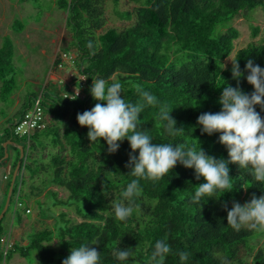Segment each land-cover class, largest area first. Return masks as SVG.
Returning a JSON list of instances; mask_svg holds the SVG:
<instances>
[{
    "label": "trees",
    "instance_id": "16d2710c",
    "mask_svg": "<svg viewBox=\"0 0 264 264\" xmlns=\"http://www.w3.org/2000/svg\"><path fill=\"white\" fill-rule=\"evenodd\" d=\"M130 1L139 5L135 12L116 10L115 14L120 20L136 18L135 24L118 29L105 28L104 0H56V7L66 15V24L71 30L69 49L77 52V68L86 78L85 97L65 98L53 90L54 84L30 94L23 110L13 115V122H7L11 134L7 129V135L0 140V160L5 154L2 144L9 135L23 140L25 156L10 206L15 199L28 204L31 199H40L45 194L52 199L54 207L73 210L82 221L75 222L69 213L62 212L55 217L54 229L35 232L30 235L28 245L14 244L5 256L1 249V239L6 235L4 217L0 222V262L11 259L14 254L28 259L36 252L41 264H63L72 247L88 244L101 253L100 264H149L155 243L165 236L173 250L165 264H247L241 249L254 250L250 244L258 238L251 241L257 230L244 227L236 231L228 226L224 205L230 210V203L235 199L248 202L253 195H264V184L255 182L237 164H229L232 191H218L212 198L202 197L199 203H193L192 197L195 188L206 181L203 177L197 180L194 169L178 163L171 175L158 180L141 179L143 191L135 199L138 211L126 222L118 221L112 202L121 200L122 191L135 179L126 167L132 154L130 143L123 141L118 152L110 154L106 141L97 140L92 144L88 139L89 129L79 125L77 114L91 110L97 103L90 94L92 79L115 75L123 85V98L144 105L141 126L148 130L154 143H196L199 146L195 140L198 138L208 155L227 161L228 151L220 143V134H203L197 120L202 113L221 111L218 88L226 81L237 86L232 78V62L223 72L220 66L231 58L235 41L240 37L239 31L229 24L256 10L264 13V0ZM118 2L115 0L116 5ZM12 29L22 32L25 26L15 21ZM219 29L222 34L214 37ZM251 30L252 37L257 38L260 29L252 26ZM89 40L98 42V47L89 49ZM14 49L9 38L0 49L3 101L12 97L18 88ZM248 59L264 68V44L249 45L232 58V61L239 60L244 73L240 87L250 94L254 88L246 79ZM137 85L168 104L177 127L185 129L183 135L167 133L166 122L159 120V106L147 105ZM38 98H41L45 115V128L34 131L29 137L16 136L15 125ZM256 110L264 118V110L259 106ZM61 126H64L63 131ZM47 148L52 151L46 162L39 154ZM135 155L138 157V151ZM19 156L18 152L7 176L5 203ZM36 180L41 186L36 185ZM54 187L65 190L67 198H59ZM261 235L264 237V233ZM55 240L58 249L48 246ZM118 248L134 249L135 254L121 262L114 255ZM181 251L190 254L187 261L181 262L178 255ZM252 264H264L263 250L254 255Z\"/></svg>",
    "mask_w": 264,
    "mask_h": 264
},
{
    "label": "clouds",
    "instance_id": "9594fccd",
    "mask_svg": "<svg viewBox=\"0 0 264 264\" xmlns=\"http://www.w3.org/2000/svg\"><path fill=\"white\" fill-rule=\"evenodd\" d=\"M87 47L94 49L98 47V42L89 40ZM230 61L232 78L236 80L237 86H231L222 77L226 84L218 88L221 90V111L202 113L197 120L203 134H220V143L228 151L227 161L208 155L198 138L195 140L199 142V146L196 143H154L148 130L141 126L140 114L144 105L123 98V85L115 75L107 79H92L90 94L97 103L91 110L77 114L79 125L89 129L88 139L92 144L97 140L106 141L110 154L118 152L120 144L125 140L130 143L132 149L126 167L130 169L128 174L135 179L122 191V199L112 202V210L118 221L126 222L134 211H138L139 205L135 199L143 191L141 179L158 180L171 175L178 163L187 169H194L197 180L203 177L206 181L195 188L193 203H199L205 196L212 198L218 191H232L233 179L230 177L229 164L239 165L255 182L264 184V118L256 110L257 106L264 110V68L255 64L252 59L247 60L246 79L254 88L249 94L240 87L244 73L241 71L239 60ZM220 66L222 72L227 70L226 64L221 63ZM136 88L147 105L159 106V120L166 122L164 127L169 135L184 134L185 129L177 127V121L171 116L173 110L166 102L162 103L155 95L143 91L138 85ZM79 93L80 90L76 88L75 96L78 97ZM137 151L138 157L135 155ZM224 208L227 211V225L232 229L240 231L250 226L264 231V195H253L250 201L243 205L234 201L230 210L227 204ZM138 249L139 246L135 250ZM172 251L168 237L165 236L155 243L149 264H165ZM134 254V249L131 248H118L114 252L116 259L121 262L128 261ZM178 255L181 262H184L189 259L190 254L181 251ZM100 261L101 253L97 247L82 244L71 248L70 255L63 260V264H100Z\"/></svg>",
    "mask_w": 264,
    "mask_h": 264
},
{
    "label": "rangeland",
    "instance_id": "374dc122",
    "mask_svg": "<svg viewBox=\"0 0 264 264\" xmlns=\"http://www.w3.org/2000/svg\"><path fill=\"white\" fill-rule=\"evenodd\" d=\"M103 4L105 28L123 29L135 24L136 18L130 21L120 20L116 17L115 12L116 10L135 12L139 7L137 3L131 2L130 0H119L117 6L115 0H104ZM15 21L25 26L24 31L17 32L12 29ZM229 26L235 27L240 33L239 39L235 41L230 60H232L240 49L247 48L249 45L264 44V13L260 10H256L248 16L235 18ZM252 26L260 29L257 38L252 37ZM220 34H222V30L219 29L214 37ZM7 38L13 42L15 48L14 65L16 67L15 73L17 75L18 88L9 99L3 101L0 96L1 141L4 139L6 130L9 128L7 124L8 120H12L13 122V115L23 110L24 106L27 105L30 94L39 93L49 83L54 84L55 88L53 90L63 94L67 90L68 85L65 84L66 82H64V85H61L59 80L56 81L59 79L58 76H68L72 68L73 71H79L76 65L77 62L71 68L66 66V70L60 71L59 74L53 71V65L56 63L61 51L64 50L71 52L72 55H77L75 49H69V44L72 41L71 30L67 27L66 15L57 9L56 0H27L24 3L20 0H0V49L3 47L4 41ZM230 60L228 59L225 62L227 66L231 64ZM62 78L64 79V77ZM68 80L71 82L70 79ZM47 119L53 124L55 123L51 116L47 115ZM61 128L63 131L64 126H61ZM19 141L23 143L22 139H19ZM2 146L4 147V144ZM51 151L52 148H47L42 154H39V149L35 155L37 156L39 154V157L41 155V160L47 162ZM16 159L17 153H15V156L12 154L10 162L13 164ZM25 174L29 178L30 175ZM5 175L10 176L9 173L6 174V171L0 168V200L2 199L3 201L2 205H0V214L5 205L3 192V187L5 184L7 185V181L4 179ZM40 184V181L36 180V185L41 186ZM25 189L28 191V187ZM53 189L58 192L59 198H67L68 193L65 190L56 187ZM234 201L239 202L241 205L246 202L245 199H235L230 203L231 206ZM18 203L22 202L15 199L5 216V233H14L19 228V217H22L23 220L28 221L27 229L17 233L19 236H22L23 240H27L28 243L30 235L35 232L47 228L54 229L56 224L55 217L62 212L69 213L70 218L75 222L82 221L73 210L54 207L52 199L45 194H42L40 199H31L28 204L22 203V205L18 206ZM27 208L33 210L32 214L27 215L25 213ZM245 228L248 229L251 227ZM262 233L264 231L257 230L252 237L251 241L258 237L250 244L254 249L253 251H250L248 247L241 249V253L247 264H252L254 255L260 250L264 251V237L261 235ZM57 244L58 242L55 240L48 246L58 249L59 245ZM0 264H41V262L37 253L32 252L31 257L28 259H23L18 254H14L11 259L5 262L2 261Z\"/></svg>",
    "mask_w": 264,
    "mask_h": 264
},
{
    "label": "built area",
    "instance_id": "2783aa9c",
    "mask_svg": "<svg viewBox=\"0 0 264 264\" xmlns=\"http://www.w3.org/2000/svg\"><path fill=\"white\" fill-rule=\"evenodd\" d=\"M58 59L59 62L54 63L53 65L54 66L53 71H55L56 73L62 70H66V66L71 68L72 65H75L78 58L77 55L75 54L72 55L71 52L61 51L58 56ZM72 71L73 68L72 70H70V73L66 78L58 79L61 85H64V82H66L65 84L68 85V88L63 93V96L71 100L75 98L83 99L85 97L84 89H85L86 78L85 76L81 75L79 71H73V72ZM60 79H63L64 81ZM67 79H70L71 83H69ZM76 88L78 91L80 90L78 97L75 96ZM43 128H45V115L43 113L41 98H38L18 120L17 124L14 127V134L20 138L25 136L29 137L34 131ZM19 205H22V203H18V206ZM26 213L30 214L31 210L27 209ZM13 246L14 243L10 240L8 236L5 235L1 239V249L5 256L12 250Z\"/></svg>",
    "mask_w": 264,
    "mask_h": 264
},
{
    "label": "crops",
    "instance_id": "0c3cea01",
    "mask_svg": "<svg viewBox=\"0 0 264 264\" xmlns=\"http://www.w3.org/2000/svg\"><path fill=\"white\" fill-rule=\"evenodd\" d=\"M58 74H59V72H57ZM58 74H56V75H58ZM65 74H66V72H65ZM67 76V75H66ZM66 76H58V78H62V77H64V78H66ZM56 80V79H55ZM56 81H58V79L56 80ZM67 81L69 82V80L67 79ZM69 83H71V82H69ZM50 84V83H49ZM1 166V165H0ZM11 166H12V163L11 162H8V163H4L0 168H1V170H4V171H6V174L7 173H10V170H11ZM4 179H5V181H8L7 180V176L5 175L4 176ZM5 189H6V184H5V186L3 187V192H5ZM2 201V199L0 200V202ZM2 203H3V201L1 202V204L0 205H2ZM27 209H29V208H27ZM31 210V209H30ZM27 211V210H26ZM32 212H33V210H31V213L30 214H32ZM26 213V212H25ZM27 214V213H26ZM30 214H27V215H30ZM12 220V219H11ZM27 223H28V221L27 220H23L22 219V221L21 222H19V228L13 233V232H11V233H5L6 234V236H8L9 238H10V240L14 243V244H17V243H19V244H21L22 246H26V245H28V242H27V240H23V238H22V236H21V238L19 239V234L17 233V232H23V231H25L26 229H27ZM21 243H20V242ZM22 258V257H21Z\"/></svg>",
    "mask_w": 264,
    "mask_h": 264
},
{
    "label": "water",
    "instance_id": "95a60500",
    "mask_svg": "<svg viewBox=\"0 0 264 264\" xmlns=\"http://www.w3.org/2000/svg\"><path fill=\"white\" fill-rule=\"evenodd\" d=\"M8 144H11L9 142L7 143H4V150H5V156L3 159L7 160L9 158V153H8V150H7V146ZM19 150H20V161L18 162L17 166H16V169L13 173V177H12V181H11V185H10V188H9V192L7 194V198H6V203H5V206L3 208V211L2 213L0 214V222L4 219L6 213L8 212L9 208H10V204H11V200H12V195H13V190H14V185H15V182H16V178L18 176V172L21 168V165H22V160L25 156V152H24V148L22 146H18ZM4 163H6V161L4 160H0V165H3Z\"/></svg>",
    "mask_w": 264,
    "mask_h": 264
},
{
    "label": "flooded vegetation",
    "instance_id": "af4514ba",
    "mask_svg": "<svg viewBox=\"0 0 264 264\" xmlns=\"http://www.w3.org/2000/svg\"><path fill=\"white\" fill-rule=\"evenodd\" d=\"M8 131H9L8 134H11V131L9 130V128H8ZM6 135L7 134H5V136ZM9 137L10 138H8L6 140V142H4V143H7V142L11 143V144H8V146H7V150H8V153H9V158L7 160L3 159L5 154L2 157V160L6 161V163H8L10 161V157H11L12 154H14V156H15V153H17V155H18V152L20 153V150H19L18 146H22L23 147V144H22L21 141L16 139L14 136H10L9 135ZM20 156H21V154H20ZM20 156H19V161H20Z\"/></svg>",
    "mask_w": 264,
    "mask_h": 264
}]
</instances>
